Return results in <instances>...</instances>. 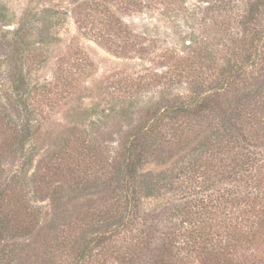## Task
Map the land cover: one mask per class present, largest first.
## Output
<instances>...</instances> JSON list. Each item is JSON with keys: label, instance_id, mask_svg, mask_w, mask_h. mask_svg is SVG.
<instances>
[{"label": "trees", "instance_id": "obj_1", "mask_svg": "<svg viewBox=\"0 0 264 264\" xmlns=\"http://www.w3.org/2000/svg\"><path fill=\"white\" fill-rule=\"evenodd\" d=\"M84 5L75 14L102 45L112 51L117 38L144 52L147 33L97 3L90 19ZM8 8L0 2V30L14 23ZM192 11L209 27L183 39L187 55L108 85L99 101L77 60L60 67V98L46 103L32 79L48 61L33 40L41 18L26 10L4 31L0 264H264V0H199ZM61 104L69 120L44 152ZM38 199L50 202L47 221Z\"/></svg>", "mask_w": 264, "mask_h": 264}, {"label": "rangeland", "instance_id": "obj_2", "mask_svg": "<svg viewBox=\"0 0 264 264\" xmlns=\"http://www.w3.org/2000/svg\"><path fill=\"white\" fill-rule=\"evenodd\" d=\"M135 0H0V2L8 3L9 11L7 15L14 23L3 27L0 30V38L6 29H13L16 23L20 20L23 13L28 10L32 15H37L42 22H34V32L36 34L33 40L37 47H41L43 41L45 56L48 61L44 63L42 69L33 73V80L41 87H47L44 90L47 92V100L55 101L60 98V92L55 88L56 78L62 71L60 68L67 62L71 64L77 60H82L86 67L82 72L81 81L93 88V96L96 100H102L106 93L108 85L118 81H124L129 75H145L149 71H158L167 69L169 65L176 60L177 53L187 55L189 50L184 46L183 39L189 33L197 35L204 34L209 27V22H205L201 12H193L194 6L198 5L199 0H185L186 10L173 12L171 9L163 10L161 6L162 0H151L152 8L150 10L134 11L127 10L126 4ZM94 3L100 4L102 7H109L116 12L119 18L130 26L135 33H147L150 41L145 40L144 49L139 52V49L127 46L122 48L123 40L116 38L117 46L114 50H109L101 44V40L94 35L95 32H90L88 28L81 26L75 10L80 4H85V11L91 14L90 19L99 20L100 14H96L89 9ZM132 9V8H131ZM98 25L97 22H95ZM94 23V24H95ZM91 27V26H89ZM90 29V28H89ZM138 39L132 38L131 41ZM186 44H189V38H186ZM42 45V46H43ZM141 49V48H140ZM0 51V61L3 62V57ZM3 66L0 63V80L4 78ZM158 89H151V93L156 95ZM92 96V97H93ZM68 100H63L65 104ZM91 98L85 99V104H88ZM63 104L55 106L51 112L49 119L48 130L53 131L52 137L47 138L41 145V150L48 152L50 149H55L56 137H61V128L57 125H63L69 120L68 108ZM118 136H111L112 145L118 140ZM38 156L35 160L31 173L34 171ZM19 166L17 161H10L7 168L9 171H15ZM166 202V201H165ZM79 205L81 204L80 202ZM35 206L40 208L45 213V219L51 215V206L48 200H35ZM81 208V207H80ZM78 212V211H77Z\"/></svg>", "mask_w": 264, "mask_h": 264}]
</instances>
